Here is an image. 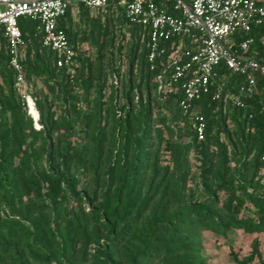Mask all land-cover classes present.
Listing matches in <instances>:
<instances>
[{"label":"trees","instance_id":"obj_1","mask_svg":"<svg viewBox=\"0 0 264 264\" xmlns=\"http://www.w3.org/2000/svg\"><path fill=\"white\" fill-rule=\"evenodd\" d=\"M72 8L59 22L71 67L56 66L36 19L18 18L38 127L0 33V264H206L202 230L264 231V75L244 106L193 102L199 139L179 85H161L172 48L150 68L148 27L118 0L106 13L78 3L74 18ZM250 35H264V24ZM222 70V94L236 92L244 75ZM251 245L240 264L260 256Z\"/></svg>","mask_w":264,"mask_h":264},{"label":"built area","instance_id":"obj_2","mask_svg":"<svg viewBox=\"0 0 264 264\" xmlns=\"http://www.w3.org/2000/svg\"><path fill=\"white\" fill-rule=\"evenodd\" d=\"M116 0H0V33L9 67L15 73V87L27 112L32 98L25 93L24 39L19 17L38 21L42 44L52 51L58 67H71L75 50L59 22L68 7L78 3L103 13ZM124 15L148 27L147 60L150 68L167 48H172L170 74L161 83L164 90L179 85V105L190 113L191 129L200 139L204 135L203 116L194 107L202 95L244 106L243 96L257 91V77L264 75V35H250L264 24V0H118ZM184 39L189 45L184 47ZM177 40V42L175 41ZM223 68L244 75V82L234 93L222 89L226 84ZM264 110V94L261 98ZM37 118L34 123L36 124ZM38 127V126H37ZM264 174V150L259 157Z\"/></svg>","mask_w":264,"mask_h":264},{"label":"rangeland","instance_id":"obj_3","mask_svg":"<svg viewBox=\"0 0 264 264\" xmlns=\"http://www.w3.org/2000/svg\"><path fill=\"white\" fill-rule=\"evenodd\" d=\"M71 11L72 16L75 18L77 13L75 6ZM127 36L128 33H125V39L121 41V62L123 63L121 70H124L125 67L124 62L127 54L125 41ZM84 48L88 53L93 52V48L88 43L84 44ZM35 126L37 127L38 124L36 123ZM191 157L192 153H190ZM192 161L191 158V163ZM253 239L258 242L260 256H254L252 260L247 261L245 264H264V231L248 233L241 229L230 228L225 235H221L202 230L201 240L204 247L203 254L207 259L206 264H240L239 261L249 255Z\"/></svg>","mask_w":264,"mask_h":264},{"label":"bare ground","instance_id":"obj_4","mask_svg":"<svg viewBox=\"0 0 264 264\" xmlns=\"http://www.w3.org/2000/svg\"><path fill=\"white\" fill-rule=\"evenodd\" d=\"M34 106H35V105H34ZM34 106H33L32 103L30 102L29 109L31 110V113H33V114L36 113V110H35Z\"/></svg>","mask_w":264,"mask_h":264},{"label":"water","instance_id":"obj_5","mask_svg":"<svg viewBox=\"0 0 264 264\" xmlns=\"http://www.w3.org/2000/svg\"><path fill=\"white\" fill-rule=\"evenodd\" d=\"M31 116H32L33 120L35 121V119L38 117L37 111L35 114L32 113Z\"/></svg>","mask_w":264,"mask_h":264}]
</instances>
